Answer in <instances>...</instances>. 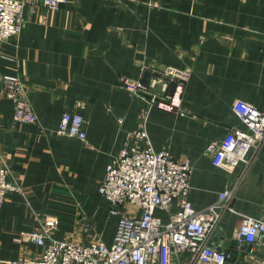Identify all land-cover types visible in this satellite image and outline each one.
Wrapping results in <instances>:
<instances>
[{"label":"crops","instance_id":"crops-1","mask_svg":"<svg viewBox=\"0 0 264 264\" xmlns=\"http://www.w3.org/2000/svg\"><path fill=\"white\" fill-rule=\"evenodd\" d=\"M25 18L21 35L0 44V166L24 189L0 208V264L37 256L41 247L21 235L48 217L60 221L57 240L112 244L119 217L100 187L148 109L119 79L148 81L166 65L192 75L181 112L150 110L151 144L190 161L198 210L237 186L236 212L223 213L213 242L228 264H264L263 244L239 247L235 239L242 215L264 220V144L234 170L216 166L207 151L242 127L235 101L264 111V0H67L36 14L26 8ZM5 75L23 80L40 125L17 121L3 96ZM66 111L85 118L86 142L57 132Z\"/></svg>","mask_w":264,"mask_h":264},{"label":"built area","instance_id":"built-area-1","mask_svg":"<svg viewBox=\"0 0 264 264\" xmlns=\"http://www.w3.org/2000/svg\"><path fill=\"white\" fill-rule=\"evenodd\" d=\"M66 3L67 0H0V44L21 35L27 22L26 8L36 14L40 7L60 9ZM191 75L188 68L166 65L154 68L148 81L125 75L119 79V86L144 99L148 109L141 125L128 133L120 160L107 167L100 187L111 215L119 217L112 244L100 239L88 243L57 240L54 233L60 221L58 217H48L38 230L21 235L41 247V252L5 264H228L229 254L220 243L213 242V236L223 213L236 212L231 201L237 186L219 193L217 201L205 209H196L190 200V161L177 160L167 150L154 149L145 126L152 107L182 111ZM2 82L3 96L13 104L17 121L40 125L23 80L5 75ZM79 106L83 108L84 103ZM232 108L242 127L235 128L225 141L211 143L207 148L214 164L229 170L241 164L247 167L264 144V111L242 100L235 101ZM85 123L83 115L66 111L57 132L86 142ZM143 142L145 148L141 146ZM14 192L24 194V189L11 177L6 165L0 166V208L8 194ZM246 228L252 231L245 232ZM235 239L239 247L264 245V220L242 215Z\"/></svg>","mask_w":264,"mask_h":264},{"label":"clouds","instance_id":"clouds-1","mask_svg":"<svg viewBox=\"0 0 264 264\" xmlns=\"http://www.w3.org/2000/svg\"><path fill=\"white\" fill-rule=\"evenodd\" d=\"M251 231H252V229H247V228L245 229V232H251Z\"/></svg>","mask_w":264,"mask_h":264},{"label":"rangeland","instance_id":"rangeland-1","mask_svg":"<svg viewBox=\"0 0 264 264\" xmlns=\"http://www.w3.org/2000/svg\"><path fill=\"white\" fill-rule=\"evenodd\" d=\"M116 217H118V216H115V218H116ZM113 221H114V218L111 220V222H113Z\"/></svg>","mask_w":264,"mask_h":264}]
</instances>
